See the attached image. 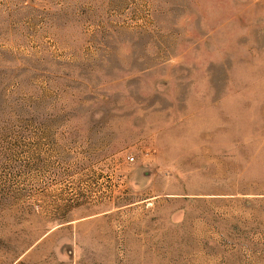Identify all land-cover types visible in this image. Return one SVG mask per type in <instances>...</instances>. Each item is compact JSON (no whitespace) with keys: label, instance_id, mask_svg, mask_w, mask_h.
Listing matches in <instances>:
<instances>
[{"label":"rangeland","instance_id":"374dc122","mask_svg":"<svg viewBox=\"0 0 264 264\" xmlns=\"http://www.w3.org/2000/svg\"><path fill=\"white\" fill-rule=\"evenodd\" d=\"M0 264H264V0H0Z\"/></svg>","mask_w":264,"mask_h":264},{"label":"built area","instance_id":"2783aa9c","mask_svg":"<svg viewBox=\"0 0 264 264\" xmlns=\"http://www.w3.org/2000/svg\"><path fill=\"white\" fill-rule=\"evenodd\" d=\"M130 158H131V159H134V157H133V156H131Z\"/></svg>","mask_w":264,"mask_h":264}]
</instances>
